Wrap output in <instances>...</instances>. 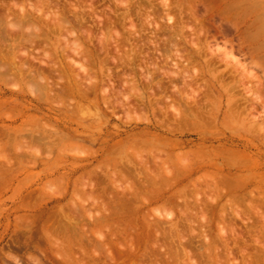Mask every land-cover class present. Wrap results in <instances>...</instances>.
I'll return each instance as SVG.
<instances>
[{
  "label": "rangeland",
  "instance_id": "rangeland-1",
  "mask_svg": "<svg viewBox=\"0 0 264 264\" xmlns=\"http://www.w3.org/2000/svg\"><path fill=\"white\" fill-rule=\"evenodd\" d=\"M1 11L0 53L27 80L0 73L12 91L0 93V264H264V151L234 177L188 176L203 149L171 122L205 101L225 57L263 79L249 41L246 57L238 46L264 29V0H0Z\"/></svg>",
  "mask_w": 264,
  "mask_h": 264
},
{
  "label": "bare ground",
  "instance_id": "bare-ground-1",
  "mask_svg": "<svg viewBox=\"0 0 264 264\" xmlns=\"http://www.w3.org/2000/svg\"><path fill=\"white\" fill-rule=\"evenodd\" d=\"M5 4H7V3H5ZM2 7L4 9L3 13L6 14L5 12H6V10H8V9H6L8 6L6 7L3 5ZM249 8H250V5H249ZM3 9L1 8V10H3ZM22 11H23V9H22ZM0 13L2 14V11ZM21 13H23V12H21ZM9 14H6V15H9ZM250 15L251 14L249 13V16ZM22 16L25 17L24 15H22ZM22 16H20L21 17L20 20L16 19L17 21H19L18 24H20V26H22L21 28H23L24 25H25L24 26L25 28H28L29 26L30 27L31 26L36 27V25L34 26V25H32V23L31 24L29 23V22H32V21H30L31 18L28 20L27 16H26L27 20H25V18H23ZM252 16H253V14H252ZM1 17H4V16L2 15ZM257 18H258V16H257ZM254 19L252 20V23H251L252 26L257 23L256 20H255L256 23L253 22ZM16 20H14V21H16ZM4 23L1 22V24H4ZM6 23H8V20H6ZM10 24H11V22L8 24H5V25L6 26L9 25V28H10L11 26H14L15 22L12 23V25H10ZM18 24H17V26L15 24V26L20 27ZM251 25H248V28H249V26L252 27ZM33 27H31V28H33ZM60 27H61V25H60ZM58 28H59V25H58ZM35 29L37 30L38 28L36 27ZM252 29H253V27L250 30H252ZM13 30H16V29H13ZM17 31H20L22 33L23 30L21 31L18 29ZM263 31H264V29L261 32L259 30H256L255 32H257V33H253V34H251V32H250L251 35L249 33L246 34L244 37L243 43L241 42V44L238 46V50L240 51V53L242 55L245 56L248 53L247 55H249L250 57H246V56L245 57L255 59V61H254L255 66H257L258 68L261 67V71H262V75H263L262 80L260 77H258L256 75L248 76L247 73L249 72L248 70H250V69H248L249 67L246 68L245 65L243 67L242 65L240 66V64L239 65L234 64V62L233 63L227 62V58L225 57L226 59L224 58V60H226V67H229L230 69L229 70L226 69V72L220 73L219 76L214 79V81H218V84L216 82L212 81L211 79H207L206 84L208 83V86H207L206 92H204L205 101L193 100L190 106L187 105L188 111L186 113L182 114L177 119L174 118L173 120H171V122L174 125L173 128L176 127V129H177L176 131L180 132L179 134L182 136L185 133L190 132L192 130L197 131L196 132L197 133L196 141L199 142L198 147L200 149L201 148L203 149V151L200 152V154H199V157L201 158L200 161L198 163H196L194 165V167H192V164L189 163V166L187 167V170L189 171L188 176L194 175V173H197L199 170H202L203 168H206V170L214 168L215 172L205 173L204 176H211V177H215V178L234 177L233 175L235 173L243 172V171L247 170V166L244 162L246 159H248V157H251L253 153L258 154V152H260V150L264 151L263 144L259 140L260 138L259 137L255 138V136L252 134V131H251V129L257 128V129L262 130L264 133V114H263L264 113V32ZM20 32H19V34H20ZM31 32H33V30L32 31L30 30L29 34H31ZM37 32H38V30H37ZM4 35H5V33H4ZM22 35L28 36V33H26V34L23 33ZM249 35H250V40H249ZM25 36H23V37H25ZM27 36L25 38H27ZM32 36H33V34H31L28 37L31 39ZM7 37H8V35H7ZM34 37L35 36H33L32 39H34ZM251 37H252L253 41H252ZM15 40L16 39H14V41ZM9 41H11V40H9ZM23 41L24 40H21L22 43H23ZM5 42L10 44V42H7V39L6 40L3 39L1 42L2 43L1 45H3V43H5ZM11 42H13V41H11ZM244 42H245V44H244ZM247 42H248V49H249V51L251 50L250 52L244 51L246 49L245 46L247 45ZM253 42L256 43V45L258 44L259 45L258 47H260V45H261L260 48L262 50L260 48L257 49L258 47L256 45H255L256 48L253 49V47H254V45L252 46ZM6 43L4 45H6ZM15 43H17V41H15ZM9 44H8V46L7 45L6 46L7 47L11 46ZM24 44H26V42H24ZM249 46H252V47L250 48ZM15 48H17V47H15ZM16 50H19V49H16ZM2 51H4V50L2 49ZM239 51H238V53H239ZM231 52H229V51L223 52L222 55L227 56ZM241 54H240V56H242ZM4 55H2V56H4ZM10 55H11V57H10ZM10 55H7V57L5 55L4 59L2 57L0 58V68H1L0 73L2 74V76H4V75L6 76V74H8L10 70H11L10 73L11 72L13 73L12 69H15L14 70L15 73L13 74L15 76V78H20V79L23 78V79H25L24 81H26L27 80L26 74H25L26 72L22 67V62H20L19 64H16V62L14 60H12V56H14L12 54V52ZM21 57H19V59ZM256 58L260 62L257 61ZM20 60L23 61L24 59L21 58ZM235 60L233 59V61H235ZM23 62H26V61L24 60ZM253 68H254V66H253ZM215 70H216V68L213 67V65H211V67L208 69L207 73H209L210 76L211 75L214 76L213 73L217 72ZM245 70H247V71H245ZM207 73H205V74H207ZM33 74H31V75H33ZM36 74H34V75H36ZM36 76H34V77L36 78ZM226 76H229L232 78V79H230V81H232V83L222 85L221 82ZM7 79L8 78L5 79V82L7 81ZM38 79L39 78H36L35 81L33 79V81L36 83V85H37V82L39 83V81L36 82V80H38ZM40 79H41V77H40ZM0 80H1V82L4 81V79H0ZM5 82H4V84H5ZM28 82H26V83L28 84ZM40 86H42V85H40ZM0 93L2 95L6 96V95L11 94L12 91L7 89V88H0ZM214 94L218 95L217 96L218 99L215 100V99L210 98V96H212ZM220 97L221 98L224 97V99H223L224 101ZM174 133H176V132H174ZM235 156L239 157V160L238 161H231L232 159H234ZM259 156H261V155H259ZM218 167L220 168L219 171H218ZM15 237H17V236H15ZM18 237H19V235H18ZM32 238L33 237H31V240H29V239L28 240L32 242ZM22 239H25V238H23V237L20 238V240H22ZM13 240H14V238H13ZM22 241L24 242V240H22ZM29 241L24 243L25 246L29 245ZM234 244L237 245L236 242H234ZM20 245H22V243H20Z\"/></svg>",
  "mask_w": 264,
  "mask_h": 264
}]
</instances>
